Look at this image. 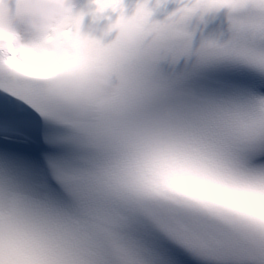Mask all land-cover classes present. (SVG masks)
Listing matches in <instances>:
<instances>
[{"label":"snow or ice","instance_id":"6c2138e0","mask_svg":"<svg viewBox=\"0 0 264 264\" xmlns=\"http://www.w3.org/2000/svg\"><path fill=\"white\" fill-rule=\"evenodd\" d=\"M23 3L0 0V264H264V0H151L108 82L74 24L22 37ZM57 39L80 83L49 91L31 53Z\"/></svg>","mask_w":264,"mask_h":264},{"label":"clouds","instance_id":"9594fccd","mask_svg":"<svg viewBox=\"0 0 264 264\" xmlns=\"http://www.w3.org/2000/svg\"><path fill=\"white\" fill-rule=\"evenodd\" d=\"M115 3L116 0H84L82 6L81 0H24L30 28L17 31L22 37L34 38L49 29L59 31L74 24L81 39L99 45L93 60L101 81L108 82L115 73V59L137 43L138 20L151 0H134L131 12H116ZM31 56L40 57L49 91L79 85L78 77L67 71L70 47L64 39H57L45 50L37 48Z\"/></svg>","mask_w":264,"mask_h":264}]
</instances>
